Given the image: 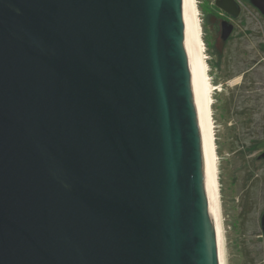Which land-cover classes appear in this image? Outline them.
Returning <instances> with one entry per match:
<instances>
[{
	"label": "water",
	"instance_id": "obj_1",
	"mask_svg": "<svg viewBox=\"0 0 264 264\" xmlns=\"http://www.w3.org/2000/svg\"><path fill=\"white\" fill-rule=\"evenodd\" d=\"M0 264H219L187 0H0Z\"/></svg>",
	"mask_w": 264,
	"mask_h": 264
},
{
	"label": "rangeland",
	"instance_id": "obj_2",
	"mask_svg": "<svg viewBox=\"0 0 264 264\" xmlns=\"http://www.w3.org/2000/svg\"><path fill=\"white\" fill-rule=\"evenodd\" d=\"M215 144L225 264H264V18L244 0L231 18L216 0H194ZM234 30L220 39V23Z\"/></svg>",
	"mask_w": 264,
	"mask_h": 264
},
{
	"label": "bare ground",
	"instance_id": "obj_3",
	"mask_svg": "<svg viewBox=\"0 0 264 264\" xmlns=\"http://www.w3.org/2000/svg\"><path fill=\"white\" fill-rule=\"evenodd\" d=\"M188 10L191 20V26L195 42L196 60L198 69V79L200 88V97L202 105V114L205 130V139L209 163V172L212 188L213 206H214V217H215V228H216V240L218 250V262L219 264H225L224 260V249H223V238H222V225H221V212H220V189L218 181V168L217 159L215 154V144L210 127V102L208 101V95L206 90V82L204 80L205 62L203 59L202 50V37H201V26L197 16V6L194 0H187Z\"/></svg>",
	"mask_w": 264,
	"mask_h": 264
},
{
	"label": "flooded vegetation",
	"instance_id": "obj_4",
	"mask_svg": "<svg viewBox=\"0 0 264 264\" xmlns=\"http://www.w3.org/2000/svg\"><path fill=\"white\" fill-rule=\"evenodd\" d=\"M245 2H248L249 4H250V0H244ZM251 5V4H250ZM252 6V5H251ZM253 7V6H252ZM254 8V7H253ZM229 16V15H228ZM229 17H231V16H229ZM232 19H233V17H231ZM264 18V17H263ZM223 21H227V20H223ZM222 22V21H221ZM227 22H229V21H227Z\"/></svg>",
	"mask_w": 264,
	"mask_h": 264
}]
</instances>
